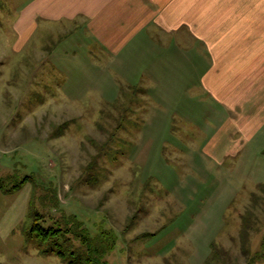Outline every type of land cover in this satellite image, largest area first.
I'll return each instance as SVG.
<instances>
[{
	"label": "rangeland",
	"instance_id": "rangeland-1",
	"mask_svg": "<svg viewBox=\"0 0 264 264\" xmlns=\"http://www.w3.org/2000/svg\"><path fill=\"white\" fill-rule=\"evenodd\" d=\"M14 5L0 0V264H69L59 249L92 264L84 229L96 262L264 264V129L225 142L238 46L180 61L136 40L112 58L84 30L20 38ZM35 215L57 239L30 235Z\"/></svg>",
	"mask_w": 264,
	"mask_h": 264
},
{
	"label": "crops",
	"instance_id": "crops-1",
	"mask_svg": "<svg viewBox=\"0 0 264 264\" xmlns=\"http://www.w3.org/2000/svg\"><path fill=\"white\" fill-rule=\"evenodd\" d=\"M13 22L20 38L43 29L62 32L59 38L84 30L112 58L134 52L141 40L140 48L148 44L153 52L190 60L207 55L213 38L225 36V52L230 42L237 45L245 71L225 96V127L234 128H225V142L229 132L241 134V144L264 129V0H15Z\"/></svg>",
	"mask_w": 264,
	"mask_h": 264
},
{
	"label": "trees",
	"instance_id": "trees-1",
	"mask_svg": "<svg viewBox=\"0 0 264 264\" xmlns=\"http://www.w3.org/2000/svg\"><path fill=\"white\" fill-rule=\"evenodd\" d=\"M28 178L29 177L24 178V180L20 181L19 183L14 184L12 188L7 189V190L17 189L22 184H24L28 180ZM0 187H4V185L1 182H0ZM32 218H33V222H32V226H31V234H30L31 236H36V237H38L39 239H41L43 241H47L49 239L53 241V239H57L58 238V234L60 233L59 231H57V230H55L53 228H45L40 223V220H39V218H37L36 215L34 217L32 216ZM86 230L84 229L83 230V233H81L82 234L81 236L83 237V245L85 247L84 248V253H83V261H85L86 263H92V264H95V263L96 264H109V262H107V261H105L103 259L101 261L99 260L97 262L94 261V257L97 256V255H99L100 253H102L103 248L97 242L96 238H92V236L90 235V233L87 232ZM59 250L60 251H57V252H58V255L62 259L68 260L69 264H76L77 263L76 262L77 260L74 259L75 258L74 257L75 255L72 252L66 253L65 250H61V249H59ZM69 254H71V258H69V256H68ZM94 254H95V256H94Z\"/></svg>",
	"mask_w": 264,
	"mask_h": 264
}]
</instances>
